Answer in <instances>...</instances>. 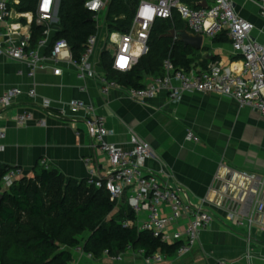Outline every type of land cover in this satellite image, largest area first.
Returning a JSON list of instances; mask_svg holds the SVG:
<instances>
[{
	"label": "built area",
	"instance_id": "obj_1",
	"mask_svg": "<svg viewBox=\"0 0 264 264\" xmlns=\"http://www.w3.org/2000/svg\"><path fill=\"white\" fill-rule=\"evenodd\" d=\"M208 1L205 8H192L188 4H194L198 0H140L129 32L114 34L118 35L117 42L112 41V35L107 33L101 52L105 50L110 54L112 51L110 62L114 71H129L137 61L135 46L140 49V56L147 52L146 45L153 22L171 21L176 13L187 31L201 35L203 41H213L220 35H226L233 53L239 57L237 66L209 64L205 69L192 67L185 71L175 68L168 57L162 63V75L150 78L145 88H120L106 74L97 75L93 62L99 46L98 36L105 27L100 17L106 13L111 0H99L96 9L91 7L96 0L85 2L84 7L93 14L97 33L87 39L79 60H75L65 40H56L51 45L54 33L51 25L57 21L55 13L59 0H38L36 24L43 26L45 30L44 37L37 45L30 47V33L17 42L0 44V60L20 65L23 69L17 74L25 75L31 80L38 71L50 70L54 76H61L62 65L72 66L78 80L98 79L101 96H108L111 90H121L128 99L143 104L154 101L161 93L172 103H178L185 93L216 95L234 101L239 109H248L264 121V44L259 45L251 40L253 26L236 15L231 0ZM18 4V0H0V24H5L12 18L15 12L13 6ZM258 5L261 15H264V0H259ZM145 8L153 10L151 19L143 15ZM18 15L25 17L26 14ZM29 15L32 22V15ZM120 57L127 58L123 69L119 67ZM35 97L34 87L27 91L10 87L0 95V151L3 149L2 141L6 131L2 126L3 122L11 121L17 128L29 125L45 127L47 119L74 124L80 116L93 148L106 157L109 166L103 178L95 177L90 171L87 185L105 190L112 203H117L127 193V205L135 218L132 226L139 232L149 233L163 244L178 245L173 256L175 259L190 254L198 244L201 231L214 220L229 230L244 228V239L247 242L253 239L255 226L264 232V172L253 174L220 166L207 195L198 203L192 204L180 188L162 181L156 174L148 171L146 163L154 158L153 151L135 133L129 131L127 148L108 142L113 132L106 128L105 118L98 115L90 104L71 100L65 108L55 110L49 101H43L38 107L43 118L37 119L34 110L28 107L17 109L10 116L11 110L19 102H32ZM186 140L195 143L199 141L191 132L187 133ZM41 166L48 168L44 163ZM23 176V168H10L2 178V189H10ZM183 222L185 225L181 226ZM73 252L93 259L81 246ZM128 252L139 257L143 264H166V257L160 253L145 256L143 250L128 249L125 253ZM125 253L111 256L108 251H104L102 257L117 262ZM68 264H74V261ZM216 264L231 263L217 261Z\"/></svg>",
	"mask_w": 264,
	"mask_h": 264
},
{
	"label": "crops",
	"instance_id": "obj_2",
	"mask_svg": "<svg viewBox=\"0 0 264 264\" xmlns=\"http://www.w3.org/2000/svg\"><path fill=\"white\" fill-rule=\"evenodd\" d=\"M231 2L236 15L253 26L251 40L263 45L264 15L260 13L259 0ZM208 4V0H198L188 5L196 8ZM100 18L104 23L105 13ZM30 23L29 14L21 17L13 12L7 23L0 24V44L17 42L29 34ZM103 29L99 35L107 38L106 28ZM111 35V40L117 42L118 35ZM217 39L220 42L204 39L202 49L191 56L192 67L205 69L209 64L223 67L238 65L239 57L233 53L226 35ZM102 42H98L93 58L97 75L105 74L98 64L105 43ZM134 53L138 60L141 56L136 46ZM22 69L18 64L0 60V95L10 87L23 91L34 87L36 92L32 102H19L10 116L17 109L28 107L34 110L37 119L43 118L38 110L43 101H49L55 110L65 108L71 100L90 104L98 115L105 118L106 128L113 132L108 142L127 148L129 131L135 133L153 151L154 158L146 163L148 171L180 188L192 204L207 195L220 166L253 174L264 172V121L248 109H239L232 100L211 94L185 93L178 103H172L161 93L154 101L143 104L128 99L121 90H111L108 96H101L98 79L80 81L72 66L62 65L61 76H54L50 70L38 71L32 80L17 74ZM148 80L150 78L146 82ZM2 126L6 131L0 151L1 165L21 167L25 174L32 176L33 169L44 163L66 180L75 181L87 180L90 171L95 177L103 178L108 171L106 157L93 148L80 116L74 124L47 119L45 127L29 125L17 128L11 121L3 122ZM188 132L199 141H187ZM127 196L125 193L116 203V214L128 211ZM128 225L132 226V223ZM184 225L183 222L181 226ZM245 234L244 228L229 230L214 220L201 231L198 244L190 254L180 259L166 257V264H216L217 261L264 264V232L255 226L250 242L244 239ZM85 238L86 235L83 236ZM73 261L74 264H143L130 252L117 262L104 257L88 259L76 253Z\"/></svg>",
	"mask_w": 264,
	"mask_h": 264
},
{
	"label": "trees",
	"instance_id": "obj_3",
	"mask_svg": "<svg viewBox=\"0 0 264 264\" xmlns=\"http://www.w3.org/2000/svg\"><path fill=\"white\" fill-rule=\"evenodd\" d=\"M17 14H31L30 47L44 37L45 28L36 24L38 0H18ZM89 0H59L51 45L59 39L67 42L75 60L84 52L87 39L97 33L93 14L84 4ZM140 0H111L104 24L108 34L129 32ZM176 13L171 21L155 20L146 45L147 52L132 68L119 73L112 69L110 54L103 50L99 67L107 78L122 89H143L147 78L162 75V63L170 58L175 68L188 71L191 56L198 51L163 38L170 30H182ZM213 42H220L215 39ZM12 167L0 164V264H68L73 250L82 247L93 259L104 251L111 256L131 249L143 250L145 256L160 253L173 257L178 245H166L149 233L129 226L135 218L128 209L116 214L103 189L88 186L87 181L66 180L55 169L36 166L31 177L17 180L8 190L2 189V178ZM86 235V238H81Z\"/></svg>",
	"mask_w": 264,
	"mask_h": 264
},
{
	"label": "water",
	"instance_id": "obj_4",
	"mask_svg": "<svg viewBox=\"0 0 264 264\" xmlns=\"http://www.w3.org/2000/svg\"><path fill=\"white\" fill-rule=\"evenodd\" d=\"M202 8H205V5H199ZM57 15V11L55 13ZM163 38L172 40L176 43L181 44L185 48H190L194 51H200L203 45V38L201 35H194L187 31L186 27H183L182 30H170L168 31ZM208 58H210L208 56Z\"/></svg>",
	"mask_w": 264,
	"mask_h": 264
},
{
	"label": "clouds",
	"instance_id": "obj_5",
	"mask_svg": "<svg viewBox=\"0 0 264 264\" xmlns=\"http://www.w3.org/2000/svg\"><path fill=\"white\" fill-rule=\"evenodd\" d=\"M46 6H47V4L45 5V7H46ZM98 6H99V0H96V2H94V3L91 5V7H92L93 9H96ZM151 11H153V10H149V9L145 8V9L143 10V15L146 16L148 19H151V18H152ZM14 27H16V26H14ZM126 64H127V58H126V57H120V59H119V67H120L121 69H123V68L125 67Z\"/></svg>",
	"mask_w": 264,
	"mask_h": 264
},
{
	"label": "rangeland",
	"instance_id": "obj_6",
	"mask_svg": "<svg viewBox=\"0 0 264 264\" xmlns=\"http://www.w3.org/2000/svg\"><path fill=\"white\" fill-rule=\"evenodd\" d=\"M105 32V31H104ZM101 33V32H100ZM108 35V34H107ZM102 42V43H104L105 41H106V37L104 38L103 36L101 37V35H99L98 36V42ZM112 49V48H111ZM25 175H27V174H25ZM28 176V175H27ZM28 177H31V176H28ZM84 236V235H83ZM83 236L81 237V238H83Z\"/></svg>",
	"mask_w": 264,
	"mask_h": 264
},
{
	"label": "bare ground",
	"instance_id": "obj_7",
	"mask_svg": "<svg viewBox=\"0 0 264 264\" xmlns=\"http://www.w3.org/2000/svg\"><path fill=\"white\" fill-rule=\"evenodd\" d=\"M136 50H138V49L136 48ZM136 50H135V51H136ZM134 54H135V53H134Z\"/></svg>",
	"mask_w": 264,
	"mask_h": 264
}]
</instances>
